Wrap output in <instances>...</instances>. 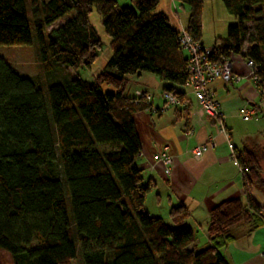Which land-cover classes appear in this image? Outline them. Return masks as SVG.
<instances>
[{
	"label": "trees",
	"instance_id": "trees-1",
	"mask_svg": "<svg viewBox=\"0 0 264 264\" xmlns=\"http://www.w3.org/2000/svg\"><path fill=\"white\" fill-rule=\"evenodd\" d=\"M159 1L0 0V47L28 46L34 34L42 74L58 80L45 101L40 87L0 58V253L11 264H71L77 250L83 264H228L220 250L230 232L263 224L250 189L264 196V148L237 156L244 200L211 209L203 249L185 223V206L171 208L168 223L145 208L150 185L137 164L141 144L132 116L148 106L129 95V77L148 73L170 84L163 91L183 106L174 114L190 131L191 105L178 89L188 58L180 32L154 13ZM221 1L236 23L215 39L209 62L232 56L252 62L255 87L264 90V0ZM174 3L187 10L184 31L200 44L202 1ZM93 12L111 56L88 82L79 71L102 48L89 21Z\"/></svg>",
	"mask_w": 264,
	"mask_h": 264
},
{
	"label": "crops",
	"instance_id": "crops-1",
	"mask_svg": "<svg viewBox=\"0 0 264 264\" xmlns=\"http://www.w3.org/2000/svg\"><path fill=\"white\" fill-rule=\"evenodd\" d=\"M126 2L130 3V0ZM154 13L163 14L175 31L185 30L186 13L183 12L184 19H181L182 13L179 12L174 0H160ZM94 14L93 12L89 16L91 24V17ZM96 17L99 22V17L97 15ZM247 28L251 30V25L247 24ZM106 43L109 46L110 40L107 39ZM200 44L206 46L202 38ZM213 44L205 48H211ZM110 56L111 52L99 67L93 68V64L85 70L86 77L80 78L92 82L95 76L105 69ZM229 62L233 68V77L239 80L225 83L217 79L207 86L220 112L218 118L198 117L194 99L186 94L191 105L189 132L185 131L183 121L176 119L174 114L175 109L182 110L183 106L153 112L163 105L162 94L165 92L163 88L170 84L155 76L153 78L151 74L142 73L135 78H142L146 85L129 92L132 96L135 91L153 89V86L155 90H160L159 95H151L146 110L132 116L141 144L137 164L143 172L145 182L150 185L146 199L149 196L154 197L155 205L163 206L168 210V214L173 207L185 206L189 211V218L185 223L194 232L197 228H202L203 224L207 228L209 212L219 203L232 199L244 200L243 174L236 158L244 149L264 148L256 142L257 138H264V99L259 96L258 89L249 78V69L245 61L239 56H232ZM131 82L130 79V84ZM178 89L182 90L181 87ZM103 90L109 91V88L103 87ZM242 106H247L253 114L251 120L247 122L242 121L238 114ZM202 146H206L207 149L201 158L194 159L191 152ZM163 148H166L168 157L173 162L168 176L164 175L160 163L153 160ZM250 197L264 216L263 194L252 188ZM230 235L231 239L220 250L228 264H264V222L254 230L248 226L233 229ZM203 237L205 244L209 245L206 233ZM198 242L197 239V246Z\"/></svg>",
	"mask_w": 264,
	"mask_h": 264
},
{
	"label": "rangeland",
	"instance_id": "rangeland-1",
	"mask_svg": "<svg viewBox=\"0 0 264 264\" xmlns=\"http://www.w3.org/2000/svg\"><path fill=\"white\" fill-rule=\"evenodd\" d=\"M202 1V22H203V37L202 41L206 45H211L214 43L215 38L226 37L227 27L234 25V17L233 15L224 7L221 0H201ZM126 0H119V4L121 6H130L129 2ZM182 13L181 19H184L183 12L186 13L187 10H179ZM64 20H61L62 22ZM92 25L96 29L98 35L101 38L102 48L99 53L98 59L95 61L93 68L99 67L101 62H103L108 53L110 54V49L106 40L108 39L101 30V27L98 22V18L96 14L91 17ZM58 25V24H56ZM32 30V29H31ZM33 33V30H32ZM0 58L21 78L30 79L34 82L40 89L42 90L43 97L46 101V88L52 84L57 83L58 80L55 78V74L51 73L50 75L42 74L41 66L39 62L38 56V42L36 38L32 37V42L28 46H11V47H0ZM86 71H79V74L82 78L86 77ZM152 76V75H151ZM131 79V84L129 87V92L134 90L135 88H141L144 82L143 79H137L135 77H129ZM153 78H155L153 76ZM148 85V84H147ZM141 89L148 92L149 95H159L160 90L154 89ZM256 142L264 147V138H257ZM264 171V164H263ZM264 174V172H263ZM68 199V198H67ZM155 198L152 196L147 197L145 200V207L148 212L156 217H161L168 223V210L164 209L163 206L155 205ZM68 202V200H67ZM205 224L202 225V228H197L195 230L196 239L199 240V249H203L207 245L205 244V239L203 237L204 233H206ZM0 264H11L10 258L0 253ZM71 264H83L81 253L77 250L75 259L71 262Z\"/></svg>",
	"mask_w": 264,
	"mask_h": 264
},
{
	"label": "built area",
	"instance_id": "built-area-1",
	"mask_svg": "<svg viewBox=\"0 0 264 264\" xmlns=\"http://www.w3.org/2000/svg\"><path fill=\"white\" fill-rule=\"evenodd\" d=\"M179 43L185 51L188 61L186 69V81L182 86V90L189 96H191L196 103V110L198 117L206 116L208 118H218L220 112L217 109L216 104L213 101V95L207 89L208 84L214 80L220 79L225 83H230L233 80L238 81L239 78L233 77V68L228 61L221 64H213L209 62V56L211 54V48H205L199 43L193 42L191 37L185 32L181 31L179 36ZM246 67L249 69V78L253 80L254 84L257 81L255 76V70L252 62H245ZM259 96L264 99V90H259ZM135 102L143 100L148 103L151 95L145 90H138L134 92ZM162 99L164 101L160 109L153 112H163L171 107L178 106L177 99L168 92H163ZM242 121L247 122L251 120L252 112L247 109V106H242L238 111ZM207 149L206 146L195 149L191 152L194 159L202 157L203 153ZM153 160L160 163L163 168L164 175L168 176L171 172L172 159L168 157L166 148H163L157 153Z\"/></svg>",
	"mask_w": 264,
	"mask_h": 264
}]
</instances>
